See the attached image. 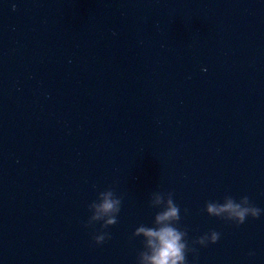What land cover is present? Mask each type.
<instances>
[{"label":"water","instance_id":"water-1","mask_svg":"<svg viewBox=\"0 0 264 264\" xmlns=\"http://www.w3.org/2000/svg\"><path fill=\"white\" fill-rule=\"evenodd\" d=\"M169 192L188 264H264V211L205 210H264V0H0V264H138Z\"/></svg>","mask_w":264,"mask_h":264},{"label":"clouds","instance_id":"clouds-1","mask_svg":"<svg viewBox=\"0 0 264 264\" xmlns=\"http://www.w3.org/2000/svg\"><path fill=\"white\" fill-rule=\"evenodd\" d=\"M167 209L162 212H157L155 221L157 224L165 221H175V224L165 223L159 228L149 227L141 224L133 233L134 236L143 234L147 238L144 241V249L138 254V264H188L186 253L195 251L189 247V241L186 239L187 232L176 226V222L180 220V209L172 199V193H168ZM97 200L93 201L89 208L92 215L89 217L88 224L96 221H102V228H107L117 222V214L120 211L121 199L113 198V192L100 191ZM205 210L210 216L219 217L228 221H235L236 224L244 223L248 216L258 218L261 212L264 211L259 207L254 206L248 196H242L237 202L232 196H225L223 203L206 202ZM187 211V210H185ZM108 233L101 232L94 236L97 244L104 242ZM220 233L211 231L198 237L193 243L207 245L209 242L215 243L218 241Z\"/></svg>","mask_w":264,"mask_h":264}]
</instances>
